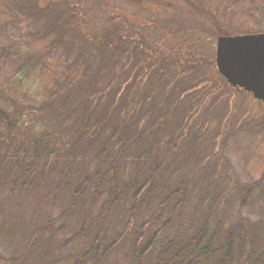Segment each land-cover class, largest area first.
Wrapping results in <instances>:
<instances>
[{
  "label": "rangeland",
  "instance_id": "374dc122",
  "mask_svg": "<svg viewBox=\"0 0 264 264\" xmlns=\"http://www.w3.org/2000/svg\"><path fill=\"white\" fill-rule=\"evenodd\" d=\"M203 1L222 35L264 32V0ZM149 7L178 34L208 20L190 0H0V73L26 68L21 88L84 122L53 150L0 119L1 264H264V107L218 83L210 22L214 56L187 78L132 50L116 13Z\"/></svg>",
  "mask_w": 264,
  "mask_h": 264
},
{
  "label": "trees",
  "instance_id": "16d2710c",
  "mask_svg": "<svg viewBox=\"0 0 264 264\" xmlns=\"http://www.w3.org/2000/svg\"><path fill=\"white\" fill-rule=\"evenodd\" d=\"M190 5L193 8L199 7L200 12L205 13L208 20L204 21L203 19H197V13L195 11L191 19H188V21H182L180 25H177V29L180 31L179 34L174 32L176 26L173 27V29L171 26H165L171 19L165 20V15L162 14L161 11L152 7L148 8L152 14L148 15V20L145 21V23L138 24L135 18L130 15V13H134V9L132 8H127L122 12L120 10L119 15L116 13V21L122 20L124 21L123 24L131 25L128 33L132 40V50L134 49L143 52L144 55L150 57L151 60H158L159 62L164 60L166 65L173 61L179 62L180 60L179 64H175V69H178V71H180L179 74H184L187 78L194 73L193 66L201 63L200 58L210 54L211 57L214 56V42L212 40L216 39L219 35L228 34L221 32L223 28L220 26L222 24L218 21L216 14L211 13L208 8L205 7V2L203 0H190ZM134 7L145 9L140 4L137 5L136 3L134 4ZM116 8H110V10L114 12ZM173 14L174 12L172 13V16ZM156 22H162L160 25V28H162V30H160L162 35L160 33V35L157 34L158 32L156 33V29L159 27ZM204 22H210V30L208 31L209 37L212 38L210 41L209 38L207 39L205 33L207 32L208 27H203ZM176 23H179V21ZM105 32H108V30ZM18 46V49L21 48L19 52L22 53L19 55H23L25 59L30 58L36 60V57L40 55L34 53L35 51L28 46H21V44H18ZM189 61L192 62V66L186 64ZM27 64H30V61L27 62ZM171 68L174 70V66ZM22 70L24 71L22 73V78L24 79L26 77L27 69L25 68L24 70L23 68ZM41 72L43 71L38 72L37 70H34L31 71L29 76L33 75L34 77L36 76L41 79L44 77ZM187 72L188 74H185ZM6 75L5 72H2V74L0 73V81L7 82V86H0V97L2 99L5 97L4 100L8 99L10 103L16 104L18 100H21L24 108L23 111H18L16 107H13L12 112H7L6 109H8V105L6 104V106L0 103V107L3 106L0 110V119H2L3 123H5L9 130L16 131L19 136L20 134L28 136L29 140L33 137L34 144L44 141L48 145V148L53 150H58V148L64 145L65 138L68 135H78L79 132L82 131L84 127V122L82 120L76 121V126L73 130L71 129L72 131L65 127L63 121L64 118L61 116L62 113L58 106L52 105V103L49 104L48 100H44V94H46L45 88H43V94L40 99L36 93L31 91V89L21 88V86L24 85V80L22 81V78L18 79V82L16 83L13 81L14 78L6 80ZM215 76L218 79V83L223 85V87L231 86L221 75H219L218 72H216ZM232 88L242 90L238 87ZM25 101H32L34 104H27ZM12 116H15V118H12ZM78 139L79 137L76 138V141ZM5 231V227H0V233L5 234ZM209 246L210 245H206L207 248H209ZM1 260L2 259H0V264Z\"/></svg>",
  "mask_w": 264,
  "mask_h": 264
},
{
  "label": "water",
  "instance_id": "95a60500",
  "mask_svg": "<svg viewBox=\"0 0 264 264\" xmlns=\"http://www.w3.org/2000/svg\"><path fill=\"white\" fill-rule=\"evenodd\" d=\"M218 72L234 87L251 92L264 107V32L217 39Z\"/></svg>",
  "mask_w": 264,
  "mask_h": 264
},
{
  "label": "bare ground",
  "instance_id": "6f19581e",
  "mask_svg": "<svg viewBox=\"0 0 264 264\" xmlns=\"http://www.w3.org/2000/svg\"><path fill=\"white\" fill-rule=\"evenodd\" d=\"M232 35H245V34H232Z\"/></svg>",
  "mask_w": 264,
  "mask_h": 264
}]
</instances>
